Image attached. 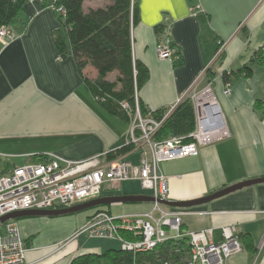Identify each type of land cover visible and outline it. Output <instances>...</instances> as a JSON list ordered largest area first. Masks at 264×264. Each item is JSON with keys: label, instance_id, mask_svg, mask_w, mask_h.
<instances>
[{"label": "crops", "instance_id": "crops-1", "mask_svg": "<svg viewBox=\"0 0 264 264\" xmlns=\"http://www.w3.org/2000/svg\"><path fill=\"white\" fill-rule=\"evenodd\" d=\"M109 4L82 0V11ZM136 18L132 58L148 71L137 91L140 103L168 108L197 79L199 88L210 82L230 133L217 144L198 147L196 156L159 165L167 178L168 199L190 201L264 177L263 71L256 62L257 49L264 45V0H137ZM23 22L22 33L12 30L15 38L0 43V176L44 155L82 161L123 146L127 123L96 106L73 58L61 57L55 49L51 34L61 28L56 15L36 0H25ZM166 28L179 53L174 62L158 59L155 52ZM245 66L250 68L247 76H234ZM83 74L93 80L97 72L87 66ZM227 83L229 93L223 94ZM119 156L137 162L136 152L112 158ZM119 185L116 193L105 195L127 194L119 192ZM137 186L130 195H146ZM167 209L182 213L184 231L212 228L218 240L219 227L234 225L238 234L249 235L254 252L243 249L225 264H264V182L205 203ZM74 231L54 243L35 244L32 234L21 237L24 263L68 264L78 249L80 236L68 241Z\"/></svg>", "mask_w": 264, "mask_h": 264}, {"label": "built area", "instance_id": "built-area-1", "mask_svg": "<svg viewBox=\"0 0 264 264\" xmlns=\"http://www.w3.org/2000/svg\"><path fill=\"white\" fill-rule=\"evenodd\" d=\"M36 1L42 3L45 0ZM49 1L48 9L64 14L61 6H54L53 0ZM191 11L194 14L193 8ZM166 30L157 40L155 52L158 59L174 62L179 59V53L171 45ZM13 39V31L0 26V43L6 45ZM262 71L264 87V63ZM222 92L229 93L228 83ZM184 100H189L192 105V131L183 136L154 140L163 120ZM119 105L129 119L124 145L132 146L130 152H136V163L123 156L108 158L112 150L82 161L49 154L36 162L13 167L0 176V217L18 211L70 207L114 192L123 181H136L143 192L154 198L150 210L118 216L105 211L93 212L68 241L85 235L115 240L123 251L145 253L167 239L186 236L190 246L186 264H225L229 257L240 253L242 246L234 225L219 227L218 240L213 239L212 228L182 231V213L162 208L157 202L168 199L167 178L159 170L161 163L196 156L198 147L217 144L230 136L210 82L199 88L197 79L174 105L167 108L161 119L155 117L157 109L139 108L135 88L133 104L122 101ZM25 252L17 223L13 220L0 223V264H25Z\"/></svg>", "mask_w": 264, "mask_h": 264}, {"label": "trees", "instance_id": "trees-1", "mask_svg": "<svg viewBox=\"0 0 264 264\" xmlns=\"http://www.w3.org/2000/svg\"><path fill=\"white\" fill-rule=\"evenodd\" d=\"M109 1L110 4L103 8L84 13L82 0H53V5L61 6L64 14L52 11L61 28L54 31L51 36L59 55L71 56L75 61L77 71L96 106L128 124V116L121 110L119 103L127 101L133 104L134 88L138 91L143 86L148 78V71L133 60L131 52V29L137 21V0ZM49 3V0H45L41 5L48 8ZM24 4L25 0H0V26L22 33L25 30ZM256 62L263 66V46L257 49ZM87 66L97 72L93 80L83 74ZM111 72H116L112 81L106 79L107 74ZM249 72L250 68L245 66L233 74L247 76ZM222 78L226 81L225 74ZM138 104L143 110L144 106L139 100ZM166 110L167 108L157 109L156 119H161ZM193 125L192 105L189 100H184L163 120L153 139L163 140L170 136L187 135L192 131ZM131 148V145H123L108 153V158L123 155ZM108 206L109 204L95 206L93 212L110 213L105 208ZM180 229L184 231L182 224ZM238 238L242 249L254 252L249 235L240 233ZM189 255L188 237L182 236L167 239L145 253H132L120 248L104 252H87L73 256L68 264H101L103 259L108 264H186Z\"/></svg>", "mask_w": 264, "mask_h": 264}, {"label": "rangeland", "instance_id": "rangeland-1", "mask_svg": "<svg viewBox=\"0 0 264 264\" xmlns=\"http://www.w3.org/2000/svg\"><path fill=\"white\" fill-rule=\"evenodd\" d=\"M16 33H14L15 38ZM136 181H123L119 185V192H125L130 195V189L138 187ZM115 190L112 193H116ZM148 195V192H144ZM151 202L137 203H118L114 202L105 207L112 216H118L127 213H141L150 210ZM167 209V206L162 205ZM93 208L80 210L77 212L56 215V216H20L11 220L17 223L20 237L24 238L28 234L34 235L35 244L54 243L64 239L67 232L72 233L84 221L87 215L92 214ZM157 216V213L154 214ZM78 249L75 255L87 252H104L109 249H118L119 243L115 240L87 238L80 236L77 241ZM243 250V249H242ZM101 264H108L105 259Z\"/></svg>", "mask_w": 264, "mask_h": 264}, {"label": "water", "instance_id": "water-1", "mask_svg": "<svg viewBox=\"0 0 264 264\" xmlns=\"http://www.w3.org/2000/svg\"><path fill=\"white\" fill-rule=\"evenodd\" d=\"M263 182H264V177L249 179L246 181H242V182L230 185L228 187L222 188L218 191H215L213 193H210L208 195H205L203 197L190 200V201H175V200H169V199H158L157 202L167 207H174V208L189 207L192 205H197V204L208 202L210 200L224 196L230 192H233L245 186L253 185L257 183H263ZM114 202L123 203V204L124 203H137V202H154V198L148 195H144V194H138V195L122 194V195L103 196V197L91 199V200H88V201H85V202H82L76 205H72L70 207H65V208L45 209V210H28V211H18V212L9 213L7 215L0 217V223H3L7 220H11L13 218H17L20 216H56V215L69 214V213L77 212L80 210L91 209L98 205L111 204Z\"/></svg>", "mask_w": 264, "mask_h": 264}]
</instances>
